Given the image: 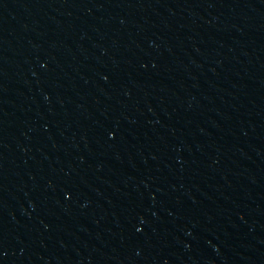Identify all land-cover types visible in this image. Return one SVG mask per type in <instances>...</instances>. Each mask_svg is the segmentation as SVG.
<instances>
[{
	"label": "water",
	"instance_id": "water-1",
	"mask_svg": "<svg viewBox=\"0 0 264 264\" xmlns=\"http://www.w3.org/2000/svg\"><path fill=\"white\" fill-rule=\"evenodd\" d=\"M0 264H264V0H0Z\"/></svg>",
	"mask_w": 264,
	"mask_h": 264
}]
</instances>
